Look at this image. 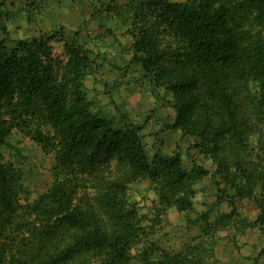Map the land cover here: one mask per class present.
Masks as SVG:
<instances>
[{
  "label": "trees",
  "instance_id": "obj_1",
  "mask_svg": "<svg viewBox=\"0 0 264 264\" xmlns=\"http://www.w3.org/2000/svg\"><path fill=\"white\" fill-rule=\"evenodd\" d=\"M3 7L4 0H0V148L17 125L15 120L25 116L47 129L32 139L44 151L55 148L57 155L49 191L31 204L19 205L12 167L0 153V264L6 253L1 243L10 235L17 237L24 251L31 248L39 253L43 264H69L82 256H89L95 264H129L136 213L128 208L127 187L138 178L157 181L161 207L187 210L191 201L186 196L193 191L186 184L188 174L179 155L147 153L139 134L147 119L144 125L120 127L116 118L92 111L84 81L92 74L97 54L64 42L66 58L56 60L51 43L62 41L56 33L12 40ZM125 8L135 29L132 63L155 86L173 94L166 104L174 113L170 128L193 139L200 149H218L226 133L239 138L242 126L234 87L257 82L260 99L264 98V42L234 30L231 15L237 8H250L264 22V0H129ZM163 33L176 41L175 48L161 47L159 35ZM112 161L125 171L118 178L103 180L97 205L112 217L113 225L107 229L95 209L77 199V193L86 178L101 181ZM235 167L237 178H250L241 162H235ZM191 172L198 177L210 175L195 162ZM256 179L264 192V168ZM240 185L228 200L254 202L261 226L262 204ZM216 187V198L221 201L219 184ZM192 251L161 250L149 264H190ZM262 256L264 248L256 259Z\"/></svg>",
  "mask_w": 264,
  "mask_h": 264
},
{
  "label": "rangeland",
  "instance_id": "obj_2",
  "mask_svg": "<svg viewBox=\"0 0 264 264\" xmlns=\"http://www.w3.org/2000/svg\"><path fill=\"white\" fill-rule=\"evenodd\" d=\"M4 2V6L10 8L9 2L13 0ZM231 16L234 30L256 36L264 42V22H260L250 8H237ZM101 25L108 29L105 22ZM112 26L115 28L117 24ZM129 31L130 34L135 33L133 28ZM56 34L60 35V32ZM109 34L110 41L117 44L111 30ZM119 42L121 53L114 58L116 63L96 47L82 46L97 54L92 74L84 81L92 111L98 112L100 117L116 118L120 127L125 123L144 125L147 119L139 131L147 153L150 156L160 151L167 155L177 153L188 174L186 184L193 191V196H186L191 207L179 211L175 207H161L157 181L138 178L129 183L126 200L128 208L136 213V218L132 219L136 233L130 248L129 264L154 262L160 251L166 249L184 253L193 250L190 252V264H264V256L256 259L264 248V213L260 226L257 223L260 212L254 202L246 198L228 200L234 194L235 186L241 184L253 192L264 212V192L256 179L257 172L264 168V98L260 99L259 84L249 82L234 87L241 136L238 138L232 132L226 133L218 142V149H200L195 147L193 139L181 137L179 131L177 134L170 128L174 113L166 104L173 99V94L155 86L132 63L129 36L119 39ZM61 43H51L52 55L56 60L64 61V44ZM159 43L167 49L176 45V41L165 33L159 35ZM9 47L14 45L9 43ZM109 71L114 75L111 76ZM194 119H199L197 109ZM15 123L17 125L0 148V153L3 162L12 167L16 200L19 205H25L38 200L52 186L57 151L53 147L44 151L32 139V136L47 131L37 119L20 116ZM214 123H218L216 117ZM192 162L207 170L214 179L210 175L198 177L192 173ZM235 162H241L247 169L249 179L236 177L239 172ZM115 166V161H112L105 168L101 181L90 177L78 185L77 199L82 204L89 203L107 229L113 225L112 217L98 207L97 201L104 187L103 180L118 178L125 171ZM216 184H219L221 201L216 198ZM9 238L1 243L6 252L3 264H43L39 253L31 248L24 251V245L17 243V237L10 235ZM69 264H95V261L82 256Z\"/></svg>",
  "mask_w": 264,
  "mask_h": 264
},
{
  "label": "crops",
  "instance_id": "obj_3",
  "mask_svg": "<svg viewBox=\"0 0 264 264\" xmlns=\"http://www.w3.org/2000/svg\"><path fill=\"white\" fill-rule=\"evenodd\" d=\"M9 3L12 6H4L3 10L7 13V29L12 40L60 32L61 44L94 46L102 54H108L112 61L121 53L119 39L129 36L131 44L133 42L129 31L132 18L125 11L129 0H13ZM102 22L108 29L103 28ZM113 24L117 26L114 28ZM110 30L117 44L110 41ZM135 66L141 72L142 68ZM110 75H114L113 72Z\"/></svg>",
  "mask_w": 264,
  "mask_h": 264
}]
</instances>
